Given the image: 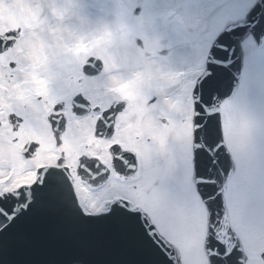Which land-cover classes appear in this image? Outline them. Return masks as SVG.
I'll list each match as a JSON object with an SVG mask.
<instances>
[{
  "label": "snow or ice",
  "instance_id": "snow-or-ice-1",
  "mask_svg": "<svg viewBox=\"0 0 264 264\" xmlns=\"http://www.w3.org/2000/svg\"><path fill=\"white\" fill-rule=\"evenodd\" d=\"M203 2L215 20L241 22L221 28L191 88L195 196L154 151L141 155L114 143L110 165L84 153L75 167L61 155L56 163L38 167L30 183L0 191V244L17 231H33L29 218L40 189L63 191L78 209L86 222L76 234L81 251H89L99 235L96 224L87 222H98L159 257L161 264H264V249L257 251L254 239L264 237V192L258 205L245 199V162L264 146V106L259 113L252 107L254 93L264 100V0ZM8 43L0 40L5 47ZM122 109L117 103L103 110L96 121L97 138L116 133ZM62 121L66 126L63 115L52 121L57 131ZM230 145L232 152L227 151ZM229 156L235 167L226 162ZM221 227L227 240L219 235Z\"/></svg>",
  "mask_w": 264,
  "mask_h": 264
},
{
  "label": "rangeland",
  "instance_id": "rangeland-1",
  "mask_svg": "<svg viewBox=\"0 0 264 264\" xmlns=\"http://www.w3.org/2000/svg\"><path fill=\"white\" fill-rule=\"evenodd\" d=\"M137 8H140L138 15L135 14ZM206 9L203 0H0V33L11 27L24 28L22 40L11 54L0 56V64H4L3 72L8 73V61L19 55L22 59L20 69L29 66L25 77L30 78V65L36 60L33 76L44 74L43 83L54 82L49 89L51 93L63 88L65 74L63 67L54 71L52 66L62 61L67 53L69 59H74L78 49H98L105 65L99 78L101 91L106 95L104 104L127 95L136 103L142 102H137L141 96L140 100L148 101L149 98L150 103L153 98L158 100L149 109H153L152 114L165 112L168 123L171 119L169 128L172 129L163 136L156 124L159 131L152 133L153 145L152 140L149 146L140 143L139 154L154 151L158 157L163 156L161 162H167L169 170L181 183L190 186L194 196L187 152L189 124L185 121L191 105L188 97L212 40L226 24L215 20V14ZM92 85L95 88L94 83ZM128 106L130 109L121 116L120 122H128L132 113L143 107L135 103ZM262 106L264 100L254 93L253 109L259 113ZM140 118L134 119L135 127ZM153 119V116L147 118L150 128L154 126ZM121 131H124L123 125ZM34 133L37 137L45 134L50 144L44 124ZM87 136V133L69 136L66 151L79 149V143ZM159 144L161 148L157 150ZM14 146L7 141L5 145L0 143L1 167L5 166L3 159L10 164L9 160L19 158ZM229 149L232 152L233 146ZM241 149L244 150L243 145ZM245 167V199L255 206L264 192V146L259 155L245 162ZM200 208L205 216L202 203ZM254 239L255 249H262L264 237Z\"/></svg>",
  "mask_w": 264,
  "mask_h": 264
},
{
  "label": "flooded vegetation",
  "instance_id": "flooded-vegetation-1",
  "mask_svg": "<svg viewBox=\"0 0 264 264\" xmlns=\"http://www.w3.org/2000/svg\"><path fill=\"white\" fill-rule=\"evenodd\" d=\"M69 78L72 79L73 75L71 74ZM69 92H70V88L65 89V100H66L67 105L71 106L69 102V99H70ZM94 100L95 102H98L100 100L98 89H95ZM2 102L5 103L4 101ZM10 103L13 105L15 104V102H10ZM18 110L20 111V115L22 116V119L20 121L13 120L9 122L8 124L9 130L11 132L14 130L15 134L17 135V137L14 140L15 142H18L20 138L27 137L29 134H31V130H32V127L34 126V123L39 122V114H40L38 110V106L33 100H31L30 102L28 101L24 102L23 106H20ZM77 127H79V125H77ZM6 170H8L6 166L0 167V178H3L6 176V173L5 175L1 176L2 173ZM29 171H30V166H27L26 170L24 171V174H28ZM16 175H19V174L16 173L13 177H16Z\"/></svg>",
  "mask_w": 264,
  "mask_h": 264
},
{
  "label": "water",
  "instance_id": "water-1",
  "mask_svg": "<svg viewBox=\"0 0 264 264\" xmlns=\"http://www.w3.org/2000/svg\"><path fill=\"white\" fill-rule=\"evenodd\" d=\"M237 23L229 24L227 27L235 26V24ZM230 164L233 167L232 160H230ZM64 194L62 193V195ZM228 223L229 221H222V225H226ZM218 231L221 238L225 240L228 239L227 235L225 234L224 227H221ZM123 249L126 250V254H125V262H127L126 264H161L159 257H156L155 255L151 254L150 252H148L146 249H144L139 245L131 244L125 241L123 243Z\"/></svg>",
  "mask_w": 264,
  "mask_h": 264
}]
</instances>
